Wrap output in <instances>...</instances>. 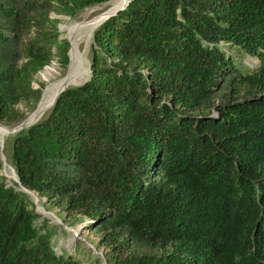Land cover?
I'll list each match as a JSON object with an SVG mask.
<instances>
[{
  "label": "trees",
  "instance_id": "obj_1",
  "mask_svg": "<svg viewBox=\"0 0 264 264\" xmlns=\"http://www.w3.org/2000/svg\"><path fill=\"white\" fill-rule=\"evenodd\" d=\"M108 1L0 0V122L40 97L47 14ZM92 45L89 78L9 136L20 186L85 222L106 264H264V0H130ZM53 233L0 175V264H82Z\"/></svg>",
  "mask_w": 264,
  "mask_h": 264
},
{
  "label": "rangeland",
  "instance_id": "obj_2",
  "mask_svg": "<svg viewBox=\"0 0 264 264\" xmlns=\"http://www.w3.org/2000/svg\"><path fill=\"white\" fill-rule=\"evenodd\" d=\"M110 0L108 2L102 4H95L89 7H85L81 10H78L74 13H65L63 11H59L57 6H55L48 14L46 19L43 21V29H45L49 34H51V39L47 42L50 47V53L52 54V59L50 63L40 70L36 71L32 74L29 80V87L31 89H35L41 86L42 90L48 85L47 79L50 78L51 83L59 81L67 76H69L72 72V55L73 51L77 60L83 65L82 67H86V73L88 74L85 79L80 82L82 83L84 80H87L90 75V55L92 52V36L94 30L98 27H94L91 29L93 24H98L103 16L102 13L109 9L111 10L113 7L109 6ZM110 8H109V7ZM92 9V10H91ZM92 12V13H90ZM72 30V33L70 31ZM75 30V31H74ZM76 32L77 37L74 43V49L72 51L71 44V36ZM81 32V33H80ZM32 32H30V36ZM65 39L68 43L67 56L68 61L65 66H61L58 57V50L60 48V41ZM70 40V41H69ZM71 44V46H70ZM70 49H71V65L67 72V67L70 62ZM233 54V58L239 63L240 66L244 65L247 67H252L256 64V60L251 58L245 54H237L234 51L231 52ZM22 59L20 61L23 62ZM19 63V64H20ZM50 76V77H49ZM79 84V83H78ZM44 88V89H43ZM40 93V97H41ZM35 104L32 103L31 99L22 100L17 103L14 107L15 109L23 114V118L20 122L27 119L30 115L35 111L38 101ZM36 113V112H35ZM34 116V115H33ZM33 116L31 118H33ZM29 118V119H31ZM37 121V120H36ZM35 121V122H36ZM3 123L0 122V126L7 129V132L4 130V135L0 136V160H1V168L0 175L5 178V182L8 185H12L16 191L22 192L21 188L18 186L16 182H12L7 175V171H11L15 174L13 168L10 165V144L8 141L9 136H12L16 131V126L20 123ZM2 129V128H1ZM7 170V171H6ZM16 175V174H15ZM26 194L31 202L35 206V210L44 218L47 223L53 226L54 233L52 235V243L54 251L59 254L61 252L66 254L74 255L79 258L82 264H104L105 260L103 258L104 250L97 245V237L90 231L87 230L85 226V222L82 223H67L63 222L61 218V211L56 207L46 208L44 204H42L37 195H33L30 192H23ZM43 201V199H42ZM45 203V200H44ZM106 264V263H105Z\"/></svg>",
  "mask_w": 264,
  "mask_h": 264
},
{
  "label": "bare ground",
  "instance_id": "obj_3",
  "mask_svg": "<svg viewBox=\"0 0 264 264\" xmlns=\"http://www.w3.org/2000/svg\"><path fill=\"white\" fill-rule=\"evenodd\" d=\"M126 1L127 0H113V1H111L110 4H109V6H111L113 8L110 11H113V10L117 9L118 7H120L121 5H123L124 3H126ZM90 13H92V12H90ZM96 26H97L96 23L93 24L91 26V29H93ZM70 33H72V30L70 31ZM76 37H77V33L74 32L72 34V36H71V39H70L71 40V44H72V51L74 49V46L73 45L75 43ZM71 44H70V46H71ZM77 58L75 57V54H74V51H73V55H72V69L73 70H72V72H71V74L69 76H67V77H65V78H63V79H61L59 81H56L54 83H51L50 78L47 79L48 85L45 88V90H43V92L41 94V97H40V100H39V102L37 104V107H36L35 111L33 112V114L30 115L29 118H31L33 115L35 116L36 114L43 112L50 105V103H51V101H52V99L54 97L55 92L57 91V89L60 86H63V85H76V84L80 83L85 76L88 75L86 73V67H82L83 65L77 60ZM70 65H71V49H70V62H69L68 67H67L66 75L68 73V69H69ZM85 79H86V77H85ZM1 128L2 127L0 126V136H3L4 135L3 133H4V130L5 129L4 128L1 129ZM7 175H8V178L12 182L14 180H15L14 182H17L16 175L13 172L7 171ZM18 186L21 188V186L19 184H18ZM21 190H22V188H21Z\"/></svg>",
  "mask_w": 264,
  "mask_h": 264
},
{
  "label": "water",
  "instance_id": "obj_4",
  "mask_svg": "<svg viewBox=\"0 0 264 264\" xmlns=\"http://www.w3.org/2000/svg\"><path fill=\"white\" fill-rule=\"evenodd\" d=\"M130 0H127L126 1V3H124L123 5H121L120 7H118L117 9H115V10H113V11H110L109 9H107V10H105L103 13H102V16H103V18H102V20L97 24V26L105 19V18H107L109 15H112V14H115L117 11H119L120 9H122V8H124V6L129 2ZM96 26V27H97ZM86 80H84L82 83H84ZM82 83H79V84H76V85H63V86H60L58 89H57V91L55 92V94H54V97H53V99H52V101H51V103H50V105L43 111V112H41V113H38V114H36L33 118H31V119H25V120H23L22 122H20L17 126H16V129H17V131H19V130H21V129H23V128H26L27 126H29L30 124H33L36 120H38L43 114H45L46 112H47V110L49 109V108H51V106L54 104V102H55V100H56V98H57V95L61 92V91H63V90H65L66 88H68V87H72V86H78V85H80V84H82ZM2 127V126H1ZM3 128V127H2ZM5 129V128H4ZM16 131V132H17ZM5 132H7V129H5ZM0 150H1V147H0ZM2 160V159H1ZM16 179H17V184H19L20 185V183H19V180H18V178H17V176H16ZM22 192H25V193H27V192H30L31 194H33V195H35L36 193L34 192V191H29V190H26L25 188H22ZM104 264H105V262H104Z\"/></svg>",
  "mask_w": 264,
  "mask_h": 264
}]
</instances>
